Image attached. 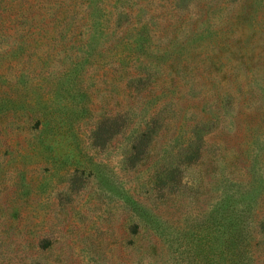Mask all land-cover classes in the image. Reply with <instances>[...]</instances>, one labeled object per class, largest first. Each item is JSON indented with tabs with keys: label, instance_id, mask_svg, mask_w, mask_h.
<instances>
[{
	"label": "rangeland",
	"instance_id": "obj_1",
	"mask_svg": "<svg viewBox=\"0 0 264 264\" xmlns=\"http://www.w3.org/2000/svg\"><path fill=\"white\" fill-rule=\"evenodd\" d=\"M175 2L183 6L188 1ZM61 3L64 9L59 16ZM3 4L0 215L10 213V202L16 199L28 204L19 214L31 218L32 230L54 232L49 236L55 250L33 257H59V264H263L264 255L255 245L262 236L256 235L251 246L236 240L239 248L233 250L232 240L224 239L209 213L198 216L192 198L200 191L193 171L184 177L189 194L186 212L170 217L173 225H164L162 236L155 239L156 248L148 250L151 243L140 236L132 235L134 242L125 239L122 209L127 197L145 196L147 175L125 167L133 126L126 128L125 122V50L113 32L130 31L127 25L134 24L138 8L145 12L141 16H153L160 27H166L170 15L161 7L165 0H6ZM129 6H133L130 16ZM54 17L64 19L59 33L49 27ZM260 35L264 39V32ZM238 81L245 84L247 78L242 75ZM222 186L219 180L207 197L221 195ZM144 220L149 222L150 216ZM13 234L2 232L0 244L12 249L20 243V234Z\"/></svg>",
	"mask_w": 264,
	"mask_h": 264
},
{
	"label": "trees",
	"instance_id": "obj_2",
	"mask_svg": "<svg viewBox=\"0 0 264 264\" xmlns=\"http://www.w3.org/2000/svg\"><path fill=\"white\" fill-rule=\"evenodd\" d=\"M187 1L177 6L165 0L166 27L138 8L130 31L113 32L125 50V122L133 126L125 167L147 175L145 196L127 197L122 209L125 239L140 236L153 251L164 225H173L170 217L186 212L184 177L193 171L198 216L209 213L233 250L239 248L236 240L251 246L262 236L255 245L264 255V0ZM132 7L123 11L130 16ZM63 9L59 4V16ZM52 19L49 27L59 33L64 19ZM242 75L245 84L238 81ZM219 180L221 195L207 197ZM10 203L11 212L0 215V235L8 230L20 234L21 242L12 249L0 244V264H59V257H33L55 250L49 236L54 232L32 230L31 218L19 214L28 204ZM145 216L149 222L142 221ZM247 253L254 262L250 249Z\"/></svg>",
	"mask_w": 264,
	"mask_h": 264
}]
</instances>
